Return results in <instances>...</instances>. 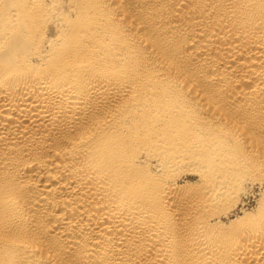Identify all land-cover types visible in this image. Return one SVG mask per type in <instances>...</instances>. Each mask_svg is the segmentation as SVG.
Masks as SVG:
<instances>
[{
    "label": "bare ground",
    "instance_id": "1",
    "mask_svg": "<svg viewBox=\"0 0 264 264\" xmlns=\"http://www.w3.org/2000/svg\"><path fill=\"white\" fill-rule=\"evenodd\" d=\"M0 264H264V0H0Z\"/></svg>",
    "mask_w": 264,
    "mask_h": 264
}]
</instances>
